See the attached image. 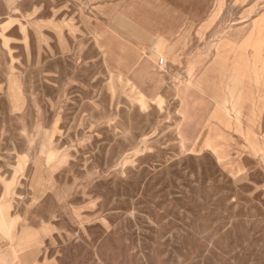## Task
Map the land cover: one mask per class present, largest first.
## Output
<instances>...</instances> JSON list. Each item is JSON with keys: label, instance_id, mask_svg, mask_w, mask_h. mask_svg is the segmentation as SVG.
<instances>
[{"label": "rangeland", "instance_id": "obj_1", "mask_svg": "<svg viewBox=\"0 0 264 264\" xmlns=\"http://www.w3.org/2000/svg\"><path fill=\"white\" fill-rule=\"evenodd\" d=\"M163 7L226 44L214 124L140 80L124 41ZM0 232L35 264H264V0H0Z\"/></svg>", "mask_w": 264, "mask_h": 264}, {"label": "crops", "instance_id": "obj_2", "mask_svg": "<svg viewBox=\"0 0 264 264\" xmlns=\"http://www.w3.org/2000/svg\"><path fill=\"white\" fill-rule=\"evenodd\" d=\"M162 11L160 14L150 13L148 21L140 24L138 41H124L126 45L136 47V50L132 51L135 57L139 55L142 58L141 62L136 63L140 80L143 84L155 86L168 82L179 86L196 85L198 95L212 104L209 121L210 124H214L217 113L220 115L223 113L221 107L223 105L215 106L217 102L214 101L222 102L224 84L229 80L220 71L221 63L218 59L221 54L227 53L224 47L226 44L220 45L223 46L220 50L216 48L213 59H209L204 53H197L195 50L197 26L194 16L189 10L176 7H163ZM122 14L127 19L126 14ZM158 45L163 46L161 50H157ZM160 56L166 58L169 72L158 65ZM121 60L117 58L116 62L120 63ZM123 61L122 67L127 70L123 74L125 78H129L128 70L135 64H130L127 59ZM120 67V64H116L115 72ZM119 72L118 70L117 73ZM188 91L190 87H186V91L185 87L182 89V92ZM28 245V239L11 237L9 241L0 232V264H35L31 250L27 249Z\"/></svg>", "mask_w": 264, "mask_h": 264}, {"label": "bare ground", "instance_id": "obj_3", "mask_svg": "<svg viewBox=\"0 0 264 264\" xmlns=\"http://www.w3.org/2000/svg\"><path fill=\"white\" fill-rule=\"evenodd\" d=\"M250 67V66H249ZM249 69V68H248ZM237 73V72H236ZM234 74V73H233ZM239 75V74H238ZM251 75V74H250ZM241 76V75H240ZM233 78V77H232ZM243 78V77H242ZM252 80L256 81V82H259L258 79H259V75L257 72L253 71L252 73V77H251Z\"/></svg>", "mask_w": 264, "mask_h": 264}, {"label": "built area", "instance_id": "obj_4", "mask_svg": "<svg viewBox=\"0 0 264 264\" xmlns=\"http://www.w3.org/2000/svg\"><path fill=\"white\" fill-rule=\"evenodd\" d=\"M159 62H160V64H161L162 66H163V65H164V63H165L163 59H160V61H159Z\"/></svg>", "mask_w": 264, "mask_h": 264}]
</instances>
